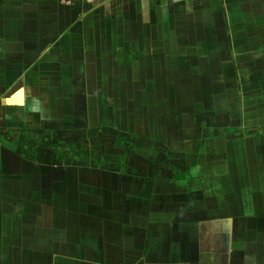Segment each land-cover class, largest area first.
<instances>
[{
  "label": "crops",
  "instance_id": "obj_1",
  "mask_svg": "<svg viewBox=\"0 0 264 264\" xmlns=\"http://www.w3.org/2000/svg\"><path fill=\"white\" fill-rule=\"evenodd\" d=\"M263 238L264 0H0V264H264Z\"/></svg>",
  "mask_w": 264,
  "mask_h": 264
},
{
  "label": "rangeland",
  "instance_id": "obj_2",
  "mask_svg": "<svg viewBox=\"0 0 264 264\" xmlns=\"http://www.w3.org/2000/svg\"><path fill=\"white\" fill-rule=\"evenodd\" d=\"M149 107H151V106H149ZM134 117V116H133ZM133 120H134V118H133ZM136 123V122H135ZM139 125L138 124H135V127H138ZM56 145H52L51 146V149L53 150V159H63L64 157H65V155H62V154H58L57 155V152H58V150H59V147H58V144L57 143H55ZM67 149H71V146H69ZM62 152H64V151H62ZM60 153V152H59ZM57 156V157H56ZM58 157H60V158H58ZM73 157H76V155H74ZM59 161L57 160V161H55V163H58ZM52 190L54 191L55 189L52 187ZM260 238H262V236L260 237ZM264 239V238H263Z\"/></svg>",
  "mask_w": 264,
  "mask_h": 264
},
{
  "label": "trees",
  "instance_id": "obj_3",
  "mask_svg": "<svg viewBox=\"0 0 264 264\" xmlns=\"http://www.w3.org/2000/svg\"><path fill=\"white\" fill-rule=\"evenodd\" d=\"M177 176H178V174H177Z\"/></svg>",
  "mask_w": 264,
  "mask_h": 264
}]
</instances>
